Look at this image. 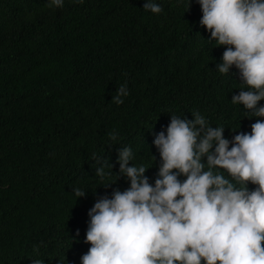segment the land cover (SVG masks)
<instances>
[{
	"label": "trees",
	"instance_id": "trees-1",
	"mask_svg": "<svg viewBox=\"0 0 264 264\" xmlns=\"http://www.w3.org/2000/svg\"><path fill=\"white\" fill-rule=\"evenodd\" d=\"M144 2L0 0V264H81L88 210L130 186L115 174L120 150L131 147L129 163L150 166L155 181L147 125L155 119L199 112L229 138L264 119L231 101L243 81L235 65L218 70L226 46L208 40L198 0L189 10L158 0L160 13ZM125 82L130 92L118 104ZM108 163L114 173L102 179L96 169Z\"/></svg>",
	"mask_w": 264,
	"mask_h": 264
},
{
	"label": "clouds",
	"instance_id": "clouds-1",
	"mask_svg": "<svg viewBox=\"0 0 264 264\" xmlns=\"http://www.w3.org/2000/svg\"><path fill=\"white\" fill-rule=\"evenodd\" d=\"M64 2L49 0V6L63 7ZM178 2L191 8L192 0ZM198 3L199 24L210 32L208 40L226 46L218 70L224 75L235 65L232 74L242 78L231 101L242 103L249 118L264 117L259 103L264 99V0ZM143 8L163 11L158 0H145ZM116 92L113 100L123 103L130 92L127 82ZM193 115L147 124L148 146L160 166L153 183L146 175L150 166L130 164L131 147L120 150L115 174H124L130 186L105 193L88 210L85 242L90 247L81 264H264V119H256L250 132L229 138L223 125L213 127L204 115ZM114 167L103 164L96 172L103 179ZM249 181L257 186L250 189ZM74 191L78 197L87 193L81 187ZM31 264L45 260L32 259Z\"/></svg>",
	"mask_w": 264,
	"mask_h": 264
},
{
	"label": "bare ground",
	"instance_id": "bare-ground-1",
	"mask_svg": "<svg viewBox=\"0 0 264 264\" xmlns=\"http://www.w3.org/2000/svg\"><path fill=\"white\" fill-rule=\"evenodd\" d=\"M126 143V142H125ZM128 144V143H127Z\"/></svg>",
	"mask_w": 264,
	"mask_h": 264
}]
</instances>
